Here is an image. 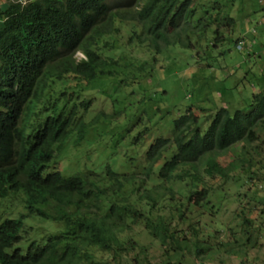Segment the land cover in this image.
Instances as JSON below:
<instances>
[{
    "label": "trees",
    "instance_id": "obj_1",
    "mask_svg": "<svg viewBox=\"0 0 264 264\" xmlns=\"http://www.w3.org/2000/svg\"><path fill=\"white\" fill-rule=\"evenodd\" d=\"M110 1L7 0L0 7V264H149L146 248L123 237L137 224L163 247V264H182L185 253L213 251L191 220L192 237L171 226L176 217L185 223L192 208L208 204L210 189H194L202 182L200 170L224 181L236 171L245 180L259 176L253 143L264 132V84L248 107L221 106L204 129L190 107L173 116L146 93L125 108L127 95L156 68L165 48H194L190 35L205 43L208 32L220 42L218 28L236 20L215 14L234 0H144L135 9ZM118 25L129 27L123 45L101 40ZM79 49L84 57L77 60ZM137 53L142 55L136 61L129 58ZM97 78L119 79L112 110L91 111L97 105L90 85ZM99 117L114 125L107 132L113 155L144 154L145 178L110 162L102 173L87 166L76 172L56 168L66 158L79 162L77 146ZM123 118L136 126L115 129ZM240 143L231 161L221 164L218 156ZM154 174V184H141ZM175 181L181 184L174 190ZM165 205L169 210L160 212ZM47 220L62 227L50 232L44 225L54 223ZM251 223L244 214L243 224ZM33 230H41V237H30Z\"/></svg>",
    "mask_w": 264,
    "mask_h": 264
},
{
    "label": "rangeland",
    "instance_id": "obj_2",
    "mask_svg": "<svg viewBox=\"0 0 264 264\" xmlns=\"http://www.w3.org/2000/svg\"><path fill=\"white\" fill-rule=\"evenodd\" d=\"M6 2L7 0H0L2 9L5 8ZM125 2L130 8L135 9L136 5L140 6L139 2L143 3L144 0H119V2L111 0L110 5L115 3L117 8ZM211 2V0L203 1L205 4ZM224 14L233 16L236 22L232 27L221 25L218 28L222 37L220 42L215 44L212 41L213 36L208 32L205 43V40L190 35L191 42L196 44L194 48H185L178 44L165 48L158 55L156 68L133 86L131 89L134 90L133 94L127 95L125 108L131 109L132 103L146 93L147 99L160 101L161 109L165 108V112L173 116L177 114L175 110L179 109L182 112L190 107V111L198 117V121L200 120V127L204 129L219 107L227 106L230 110L248 107L252 95L261 91L264 84V0L227 2L222 11L215 15L222 17ZM118 26L120 30L118 29L111 37L102 36L101 40L123 45L124 38L129 35L127 31L129 27ZM216 26L217 24L212 25L214 28ZM199 42L201 43L197 44ZM81 53L80 49L77 50L73 54L74 58L81 59ZM141 55L137 53L136 56L129 55V58L136 61ZM117 82L119 79L108 81L107 78H97L92 81L90 87L93 89L92 97L97 108H91V111L95 113L100 107H104L106 111L112 110L109 100ZM128 118H123L125 120L122 119L123 122L118 123L115 129H123L127 124L134 128L136 125ZM92 126L97 128H89V131L93 129L92 133L77 146L79 162H69L66 158L55 165L57 169L65 168L68 172L73 170L76 172L87 166L96 173H102L104 165L110 162L120 171L145 178L144 174H140L143 173L141 161L144 154L137 153L134 157L113 155L112 141L107 138L110 135L107 132L112 130L114 125L105 123L102 117H99ZM170 132L171 129H168V134ZM258 135V139L253 143L259 152L256 158L259 160L257 167L261 170L256 179H241L239 171H236L224 181L200 170L202 182L196 181L194 189L200 190L203 186L210 189L208 204L192 208L185 223L176 217L171 222V226L185 236L192 237L190 236L192 231L188 229L191 220V223L199 228L200 237L206 240V245H209L213 251L207 254H197L193 251L185 253L182 264H201L200 258L202 264H264V132L258 131ZM103 140H106L105 143ZM240 147L241 143L222 152L218 156L220 163L227 165ZM128 152L135 153L134 150ZM67 171L65 174H70ZM155 177L157 175L154 174L151 178L143 180L141 184L152 185ZM184 182H187V179ZM179 184L181 183L176 181L173 183L174 190ZM136 197V194L129 195L132 202H135ZM135 205L145 209V205L139 201H136ZM165 207L160 212L169 210L167 205ZM244 214L252 221L248 228L243 224ZM49 222L54 224L50 227L44 225V229L50 232L62 227L59 223L45 221V223ZM37 229L41 228L37 227ZM40 231L33 230L29 236L40 238ZM123 237H131L136 245L146 248L149 264H163V247L148 234L143 225H134L133 229ZM249 237L250 242L247 244ZM25 243L24 240L23 244ZM220 243H226L227 246ZM231 249L238 252H231Z\"/></svg>",
    "mask_w": 264,
    "mask_h": 264
},
{
    "label": "clouds",
    "instance_id": "obj_3",
    "mask_svg": "<svg viewBox=\"0 0 264 264\" xmlns=\"http://www.w3.org/2000/svg\"><path fill=\"white\" fill-rule=\"evenodd\" d=\"M76 51H77V50H76ZM76 51H75V52H76ZM75 52H74V53H75ZM81 52H82V51H81ZM81 55H82V57H84L83 53H81Z\"/></svg>",
    "mask_w": 264,
    "mask_h": 264
},
{
    "label": "bare ground",
    "instance_id": "obj_4",
    "mask_svg": "<svg viewBox=\"0 0 264 264\" xmlns=\"http://www.w3.org/2000/svg\"><path fill=\"white\" fill-rule=\"evenodd\" d=\"M43 83V82H42ZM83 122V121H82ZM89 123V122H88ZM87 125V124H86Z\"/></svg>",
    "mask_w": 264,
    "mask_h": 264
}]
</instances>
